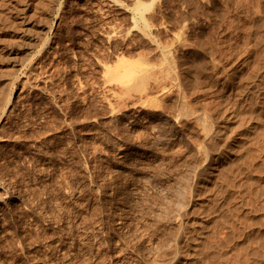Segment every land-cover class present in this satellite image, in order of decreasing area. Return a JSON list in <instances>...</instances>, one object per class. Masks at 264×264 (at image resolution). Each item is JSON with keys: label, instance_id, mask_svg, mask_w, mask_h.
<instances>
[{"label": "rangeland", "instance_id": "374dc122", "mask_svg": "<svg viewBox=\"0 0 264 264\" xmlns=\"http://www.w3.org/2000/svg\"><path fill=\"white\" fill-rule=\"evenodd\" d=\"M38 2L41 3L15 19L10 17L7 8L0 10V45L11 44L20 49L15 58L17 62H26L33 54L34 63L39 59L36 52L43 45L45 34L55 18L57 23L62 19L61 27L56 26L55 31L63 34L64 42L57 54L60 68L46 73L50 75V81L44 89L29 91L22 81L16 83L17 107L3 129L4 140L0 144V264H56L58 261L57 264H75V259H96L95 252L92 253L83 243L84 238L72 234L71 223L77 211H85L91 180L94 178L100 183L106 173L111 171L114 174L121 169V178L125 180L124 177L137 172L141 164L152 173L159 172V166L160 171L173 180L168 181V185L178 180L175 177L180 175H189V182H193L197 159L203 160L207 149L214 153L226 150V146L218 148L210 141H203L201 128L192 112L212 115L213 118L210 117L219 126L228 107L242 106L243 103V117L247 122L240 127L244 137L236 142L238 145L235 147L244 150L234 167L247 169L248 175H244L243 185L239 188L242 193L232 191L226 207L243 199L241 209L244 210L243 218L250 225V239L239 240L243 228L233 232L239 238L234 239L222 218L210 219L216 208L193 207L185 223L190 229H197L198 234L206 232L210 225L216 226L217 232L207 231V242L214 250L209 264H264V120L251 130L250 123L259 115L246 107L253 104L257 94L263 95L264 92V85H261L264 81L257 83L264 78V0ZM136 5H141L140 9H136ZM59 6H62V11H59ZM139 10L147 16V30L153 34L154 42L143 33L148 25L143 21L146 16L141 19L143 13L141 15ZM58 13L61 19L57 17ZM132 17L138 25L133 24ZM139 26L144 29L141 31ZM111 28L123 31L122 36L118 35L119 41H110L112 44L108 37L104 38V31ZM155 43L169 49L170 54L164 55ZM117 54L121 57L117 58ZM116 72L119 79L112 78V82L109 77H115ZM170 75H173V80ZM165 84L173 88L164 91ZM148 85L154 88L149 90V100L156 97L158 100H154L160 106L165 103L154 111L161 113L168 108L162 111L165 113L161 117H153L149 113L153 109L146 110V113L143 111L140 116L134 115L137 111L135 113L132 106L146 98ZM241 88L247 89L253 99L250 97L245 102V98L240 96V92L245 90ZM21 89H25L24 95H19ZM152 93L153 96L150 95ZM262 95L255 100L260 109L264 108ZM111 104L115 106V113ZM177 114L181 116L176 121L173 118ZM235 124L237 122L232 125ZM157 125L161 132L159 127L157 131ZM138 128L139 131L145 129L140 131L145 136L137 134ZM146 130H152L154 137L151 131L148 133ZM157 136L161 138L158 140ZM143 137L147 138L146 142ZM125 141L130 148L126 156H121V148H117ZM173 150L179 153L175 155ZM112 166L113 171L116 167L114 172ZM197 174L203 177L206 172L200 170ZM166 183L165 179H159L155 185L149 183L148 189L152 187L150 191H160L163 188L167 192ZM233 208L231 215L228 214L230 223L234 222L231 225L236 223L235 217L240 213L235 206ZM219 209L221 211L223 206ZM183 230L180 231L182 235ZM218 233L227 239H220ZM71 235H77L81 241L77 248H70ZM63 249L66 254L73 253H68L69 257ZM194 251L195 245H192L191 252ZM189 257L192 258L191 264H207L200 257Z\"/></svg>", "mask_w": 264, "mask_h": 264}, {"label": "bare ground", "instance_id": "6f19581e", "mask_svg": "<svg viewBox=\"0 0 264 264\" xmlns=\"http://www.w3.org/2000/svg\"><path fill=\"white\" fill-rule=\"evenodd\" d=\"M38 1L39 0H0V10H2V8H4V7L7 8L8 11L10 12V17L15 19V18L21 17L22 12H26L29 9H32L41 3ZM43 1L44 0H42V2ZM46 1L47 0H45V2ZM48 3H50V1ZM140 4H141V2H140ZM139 6H141V5H139ZM139 6L136 5V9H140ZM59 11H62V6H59ZM136 11H138V10H136ZM136 11H135V13H136ZM139 12L141 15L143 13L141 19H144L143 16L144 17L146 16V15H144L145 12H143V11L141 12L140 10H139ZM56 15H57V17H60L59 13ZM141 15L139 16V18L141 17ZM135 16H133V17L135 18ZM134 18L132 19V21L135 22L133 24L138 25L137 24L138 21L135 20ZM136 18H137V16H136ZM56 19L57 18H55L54 21L52 22V25L49 29V32H47L45 34V41H44L43 45L36 52V53H38L39 59L38 60L35 59V63L33 60L34 54L31 55L29 57V59L26 60V62L25 61L24 62H21V61L17 62V60L15 58H16V54L18 53V51L20 49H17L15 46H13L11 44L0 45V144L4 140L3 129H5L6 123L9 122V120L11 119V117L13 115V112L16 110V107H17V103L15 100V97H17L16 96V93H17L16 83L19 80L22 81L25 87H29V91H31L34 88L35 89H44L47 82L50 81V75L47 76L46 73L47 72L50 73V71H54L56 69L58 70V68H60L59 63H58L57 54L59 52V49L64 44V42H63V34L59 33L58 30L55 31L56 26L59 28L61 27L62 19L60 17L61 20L58 23H57ZM143 21L147 22L145 25H148V26L146 27L145 25H143L144 27H146L145 29H144V27L141 28V26H139L141 28V31H142V29H144L143 30L144 35L145 34H146V36L148 35V37L150 38V39L148 38V40L149 41L151 40V42L152 41L154 42L155 38L152 36L153 34L151 35L150 31L147 30V28L149 27V23L147 21V16H146V19H144ZM136 25H135V27H136ZM133 28H134V25H133ZM52 32H54V33L51 34ZM122 32L123 31H121V29L118 30L117 28H111L107 32L104 31V33H106L105 34L106 36L104 38L108 37L109 42L112 40H117L118 38H120V37H118V35L122 34ZM127 35H125V36H127ZM120 36H122V35H120ZM122 38H124V36ZM117 41H119V40H117ZM124 41H123V43H124ZM118 43H120V42H118ZM121 44H122V42H121ZM155 44H157L156 45L157 49H159L160 52H162L164 55L168 56L170 54L169 49H167L166 47H161L158 43H155ZM105 46H106V44H105ZM29 50H31V49H29ZM115 50H116V48H115ZM119 55L120 54H117V58ZM120 57L121 56H119V58ZM59 62H60V60H59ZM11 64H13V65H11ZM116 73H117V75L115 77H109V79L114 78V80L115 79L118 80L119 79L118 78V72H116ZM172 74H174V73H172ZM177 74H175V75H177ZM119 75H120V73H119ZM121 75H122V72H121ZM172 76L170 75V78ZM120 78H121V76H120ZM177 79H178V77H177ZM112 80H109V81L111 82ZM114 80L112 82H114ZM263 81H264V78H261L260 81L258 80L257 83L261 84V83H263ZM116 83H118V82H116ZM119 83H120V80H119ZM157 83H159V82H157ZM149 85L147 87H149ZM152 85H154V84H152ZM261 85H264V84H261ZM159 86H160V83H159ZM170 86H171V84H170ZM147 87H146V91H147L146 92V94H147L146 98H142L141 102H139L137 104H133V106H132L135 113L137 111V114H134V115L138 116L143 111L145 112L146 110L149 111V110L153 109V111H150L149 113L153 117H161L162 114L165 113V112L162 113V111H165L168 108L162 110L161 113L154 111V110H159L161 108L162 104H165V103H162L160 106V104L157 103L156 100H154V99L158 100V98H156V97L155 98L153 97L154 99L149 100V97H148L149 93H150L149 90H153L154 88L152 89V87H153L152 86V87H149L147 89ZM163 87L165 88L164 91L166 90V88H170V87H167V85L163 86ZM163 87L161 85L162 89H163ZM172 88H170V89H172ZM170 89H167V91ZM179 89H180V85H179ZM241 89H244V88H241ZM241 89H239V90L241 91ZM21 90L22 91H21V93L19 92L20 93L19 95H24L26 93L25 89H21ZM246 90L242 93L240 92V94H242L240 96H243V98H245V102H247L250 97L252 99L254 97L253 95L251 96V93L247 92ZM161 91H163V90H161ZM253 91H254V89H253ZM258 91H260V89ZM168 92H170V91H168ZM262 93H263V95L261 93L256 95V98H254V101H252L253 104L251 106H248V105L246 106V107H248V109L251 112H257L259 115V116H257L256 121H252L250 123V129L251 130L257 126L258 122L260 123L261 121L264 120V108L261 107V109H260L259 107L256 106L257 103L255 102V100H257L258 97L261 95L264 98V92H262ZM157 94L158 93H156V96H157ZM150 95L153 96V93ZM143 96H145V95L143 94ZM18 97H20V96H18ZM140 99H139V101H140ZM182 100H184V99H181V101ZM242 101H243V99H242ZM136 102H138V101H136ZM159 102H160V100H159ZM243 104H242V106H240L241 104L239 106L235 105V106H233V108L228 107L229 110L226 113L225 118L223 117L224 118L223 123L221 122L222 124L219 126H217L214 123V121L212 120V118H213L212 115H210L212 117L211 118L208 114H206V112L205 113L192 112L194 118L196 117V120L198 121L199 126L201 128L200 133H202L203 141H210L212 144L217 145L218 148L222 147V146H226L225 147L226 150H222V151L218 150V152L216 151L214 153L211 152L209 149H207V151L205 152V154L203 156V158L205 157L203 160L200 158H198V159L196 158L198 161L195 162L196 164H194L195 165L194 166V168H195L194 174H196V175H195V177H193V179H194L193 182H189L190 181L189 175L187 177L186 175H180L179 174L180 176L175 177V179H178V178L179 179L175 180V182L169 183V185H168V181L170 182L173 180H171V176H170V178L166 177L167 174H165L163 171H160L162 169H160L159 166H158L159 172L154 171L155 173H152V172H150V170L145 168L146 166H143L141 164H140L141 167L139 166L140 167L139 170H137V172H135V173L133 172L131 176L129 175V172H127L129 177L128 176H127L128 178L124 177V178H126L125 180H123L121 178L122 176H121L120 172L122 169L120 170V172L117 171V173H115L114 171L116 170V167L114 168L115 170L113 171V166H112V172H114V174L111 173V171L108 174L104 171L106 174L104 175V178L102 179V181L100 183L97 180H95L94 178L93 179L91 178L92 183H90L91 186H89L90 188H89V194L86 197L87 198L86 199V205L84 203V205H85L84 210L85 211H83V212L77 211L76 212L73 219L71 220L72 221L71 223L73 224L72 225V232L73 233L71 231L70 232L72 234H77L79 236V238L80 237L84 238L85 241L83 243L88 245L90 248L89 250H91L92 253L95 252V256H97V257H95L96 259H91L90 257H89L90 259L89 258L88 259H75L77 263H75V261L71 259L72 261H74L73 263H75V264H191L190 259H192V258H190L189 256L194 255V256H197V257H200L201 259H203L204 263L209 264V259L213 255L214 250H213V247L212 246L210 247V245L207 242L206 237L209 234V233H207V231L210 230L211 233L217 232L216 226L210 225V226H208L206 232L201 231L199 234H198L197 229H194V228L190 229L188 224L185 223L186 222L185 219H186V216L190 214V211H191V209H193V207H198L200 209L201 208H206V209L216 208V210L213 212V215L211 216L210 219L220 220L222 218L226 224V227L228 229H230L231 236L234 239L238 238L234 235L235 231L237 229L243 228L244 230L242 231L240 239L239 238L238 239L241 241L242 240L248 241L250 239L251 229H250V225L248 226L246 219L243 218L244 217V210L241 209L243 206V201H242L243 199H240L239 201L237 200V201H235L234 204H232V205L229 204L226 207V202L228 200L229 194L232 193V191L238 190L235 192H237L239 194L242 193V190H239V188H241V186L243 185L244 175H246V176L248 175L247 169L240 168V167H237V168L234 167V164L241 157L243 150H244V149H237V147H235L238 145V143H236V142L242 140L244 137V133L240 130V127L245 125L247 122V119H245V117H243V114H244ZM170 106H171V104H170ZM262 106L264 107V105H262ZM112 107H113V111L115 113V109H114L115 106L112 105ZM162 108H164V106ZM113 111H111V113ZM116 112H117V109H116ZM194 113H195V115H194ZM180 116H181L180 114H177L176 117H174V118L172 117V118L176 119V121H177V120H179ZM170 117H171V115H170ZM135 119L136 118H134L133 121ZM145 120H146V118H145ZM139 121H140V119H139ZM147 121H148V119H147ZM154 121H157V120H154ZM164 121H165V119H164ZM143 122H144V119H143ZM233 122H237V124L232 125ZM154 123L155 122H153V124ZM169 124H170V122H169ZM145 125H147V123ZM149 125H151L150 122H149ZM161 125H164V124H161ZM193 125H194V123H193ZM172 126H174V125H172ZM158 127L159 126L157 125V127H156L157 131L160 129V127H159V129H158ZM139 128H138V131H139ZM153 128L155 129V127H153ZM167 128H168V124H167ZM142 129H140V131L144 132L145 129H144V131ZM164 129L162 128V130H164ZM170 129H171V127H170ZM138 131H136V132H138ZM140 131L137 134H143L144 135V133H140ZM150 131L152 133V130H149V132L148 131L147 132L150 133ZM160 132H161V129H160ZM160 132H159V135H160ZM168 132H170V131H168ZM152 135L154 137V133H152ZM163 135H165V133ZM166 135H167V133H166ZM141 136L142 135H140V137ZM160 136H162V135H160ZM158 137L159 136H157V138ZM160 138H158V140ZM163 138H164V136H163ZM145 139L147 140V138H144L143 141H145ZM123 140H124V138H123ZM138 140L139 139H137V142H138ZM151 140H154V139L152 138ZM152 142H151V144H153ZM230 142H231V144H230ZM139 143H141V142H139ZM154 143H156V142H154ZM163 143L164 142H162V144ZM147 144H148V142L146 143V145ZM149 145H150V143H149ZM119 146H121V147L117 148V150L118 149L120 150V148H121V150H120L121 156H124L125 154H127V150L130 148L129 144L126 143V141H125V143H121ZM139 146H141V145H139ZM157 146H158V144H157ZM174 146H175V144H174ZM164 147H165V145H164ZM164 149H163V151H164ZM171 149H173V147ZM169 150L167 148V151H169ZM175 150L177 151V149H175ZM159 151H161V150H159ZM167 151H166V153H167ZM176 151L174 152V150H173L174 154L179 153ZM204 151H205V148H204ZM140 154H141V152H140ZM162 154H163V152H162ZM132 156H134V154ZM172 156H173V154H172ZM165 157H164V159H165ZM138 158H137V160H138ZM162 158H163V155H162ZM161 160L163 161V159H161ZM171 160H173V159H171ZM146 163H148V162H146ZM163 163H162V165H163ZM103 164H104V162H103ZM103 164H101V165H103ZM149 164H150V162H149ZM152 164H150V165H152ZM155 164H161V163H155ZM191 164H193V163H191ZM154 166L152 165V167H154ZM165 166H163V167L165 168ZM3 167H4V165H3ZM102 167H104V166H102ZM108 167H109V165H108ZM136 167H138V166H136ZM172 167H173V165H172ZM246 168H248V167L246 166ZM117 169H118V167H117ZM135 169H137V168H135ZM158 169H157V171H158ZM165 169H167V168H165ZM103 170H105V169H102V171ZM107 170H109V169H107ZM171 170H172V168H171ZM188 170L190 171V169H188ZM200 170H203L206 172V174H204L203 177H201L199 174H197V172ZM172 171H171V173H172ZM173 173H174V171H173ZM92 175H95V173ZM102 176L103 175H101V177ZM90 177H91V175H90ZM92 177H94V176H92ZM101 177H99V178H101ZM259 178H262V177L259 176ZM159 179H165L166 180V182H167L166 187H168V188L165 187V190L168 189V191L166 190L167 192L162 190L163 189L162 186H161L162 189L160 188L161 189L160 191H159V189L158 190L152 189L153 191H150L152 187L150 188V190L148 189L149 183L150 184L152 183L155 185V183ZM160 182L163 183V181H160ZM176 183H178V184L176 185ZM153 188H155V187H153ZM161 191H163V193H161ZM220 206L221 207L223 206V209L221 211L219 209ZM233 206H235L237 211H240V213L238 214V217H235L237 224L235 223V224L231 225V223L233 221L230 223L231 219L228 220V214L231 215V213L233 212V209H234ZM239 206H240V208H239ZM78 207L79 206H77V208ZM75 210H77V209H75ZM241 224H243L244 226ZM74 227L76 228V230L74 229ZM262 228H264V226ZM182 230H183V235H182V233L180 234V231L182 232ZM219 234L220 233H218V235ZM77 235H73V236L71 235L72 239L70 238L71 241H69V242H71V246L70 245L69 246H70V248L72 247V249H74L75 247L77 248V246L80 245L79 243L81 241H78ZM223 238H224V240L227 239V237H225L224 234H220V239H223ZM66 240H69V239L67 238ZM182 240H183V243L181 242ZM246 241H244V242H246ZM63 242L64 241H62V243ZM192 242H193V244H192ZM57 243H58V241H57ZM59 243H61V242L59 241ZM56 244H54V245H56ZM81 245H82V243H81ZM192 245H195L194 253L191 252ZM232 246H234V244H232ZM70 248L68 250H70ZM83 248L84 247H82V249ZM64 249L67 250L65 247H64ZM64 249H63V253L65 252ZM78 249H80V247ZM58 251H59V249H58ZM71 252L73 253V251H71ZM82 252H84V250ZM85 252H87V251H85ZM68 253L66 254V252H65V255L70 254V253L69 254ZM74 253H75V251H74ZM79 253L77 255H79ZM57 254H59V253H57ZM93 256H94V254H93ZM66 257L63 256V258H66ZM69 257H70V255H69ZM55 261H58V259H55ZM67 261L69 262V260H67ZM195 261H196V259H195ZM195 261H192V262H195ZM64 262H65V260H64ZM68 262H66V263H68ZM69 263H71V262H69Z\"/></svg>", "mask_w": 264, "mask_h": 264}]
</instances>
